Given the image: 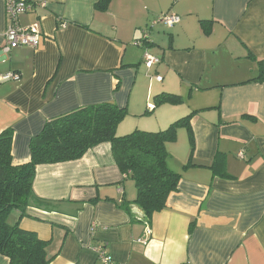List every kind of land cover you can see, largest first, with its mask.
Here are the masks:
<instances>
[{"label": "crops", "instance_id": "obj_1", "mask_svg": "<svg viewBox=\"0 0 264 264\" xmlns=\"http://www.w3.org/2000/svg\"><path fill=\"white\" fill-rule=\"evenodd\" d=\"M24 1L17 24L33 26L40 43L4 53L10 20L0 0V75L16 76L0 85V133L13 132V165L29 161L46 122L103 103L127 111L117 137L193 113L194 146L191 154L185 128L166 145L180 180L148 222L136 206L121 208L136 189L102 143L79 160L37 166L33 193L54 209L20 219L12 211L9 223L45 242L50 264H103L99 249L115 264H264V82L255 80L264 0H110L105 10L100 0ZM163 16L179 22L166 27ZM145 53L158 63L148 68ZM160 94L184 103L154 108ZM216 158L223 175L209 168ZM0 264L9 261L0 255Z\"/></svg>", "mask_w": 264, "mask_h": 264}, {"label": "trees", "instance_id": "obj_2", "mask_svg": "<svg viewBox=\"0 0 264 264\" xmlns=\"http://www.w3.org/2000/svg\"><path fill=\"white\" fill-rule=\"evenodd\" d=\"M109 1L100 0L97 8L105 10ZM255 80L264 82L262 63H258ZM183 103L184 99L173 94H160L153 98L154 108ZM126 116L125 108L103 103L76 108L53 118L30 140V159L19 166L12 164V130L0 133V255L7 258L9 264H50L46 243L36 235L22 231L18 221L13 224L8 222L12 211L19 212L20 219L28 208L42 211L54 209L53 203L33 193L35 168L39 165L76 161L93 147L109 143L116 166L125 177L130 178L136 189L135 200L122 203L121 208L129 213L130 206H136L147 222L154 213L165 208L168 196L176 191L180 180V175L167 166L166 145L176 141L179 128H185L192 154L194 140L190 120L193 113L160 132L134 131L117 137L116 128ZM220 162L216 158L209 166L214 175L222 172Z\"/></svg>", "mask_w": 264, "mask_h": 264}, {"label": "built area", "instance_id": "obj_3", "mask_svg": "<svg viewBox=\"0 0 264 264\" xmlns=\"http://www.w3.org/2000/svg\"><path fill=\"white\" fill-rule=\"evenodd\" d=\"M30 9V6L25 3L24 0H7L5 11L6 15L10 20V24L7 27L4 33V39L6 41V46L3 49V52L6 53L12 49L28 47L35 49L40 43V33L33 26L27 28H20L17 24L18 17L25 14ZM157 22L164 24L166 27H173V25L179 22V17L177 16H163L160 17ZM65 25L63 24L62 27ZM147 37V36H146ZM138 45H141L137 43ZM144 64L150 68L152 65L158 63V60L153 58L148 54L143 56ZM12 79H16V76L13 74L0 75V85L8 82ZM157 81H161V78L156 77ZM152 110V106H148ZM150 236V229L146 226V232L140 243L145 244L148 237ZM98 256L100 261L103 264H115L112 262L108 254L104 249L98 250Z\"/></svg>", "mask_w": 264, "mask_h": 264}, {"label": "rangeland", "instance_id": "obj_4", "mask_svg": "<svg viewBox=\"0 0 264 264\" xmlns=\"http://www.w3.org/2000/svg\"><path fill=\"white\" fill-rule=\"evenodd\" d=\"M9 222V221H8Z\"/></svg>", "mask_w": 264, "mask_h": 264}]
</instances>
